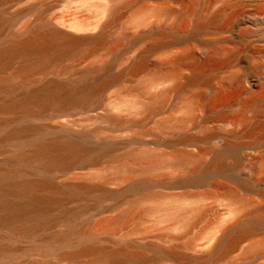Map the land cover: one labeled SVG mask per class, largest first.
<instances>
[{"label":"rangeland","instance_id":"1","mask_svg":"<svg viewBox=\"0 0 264 264\" xmlns=\"http://www.w3.org/2000/svg\"><path fill=\"white\" fill-rule=\"evenodd\" d=\"M161 6L166 9L157 12ZM12 10H28L17 26L39 15L40 21L80 34L105 33L79 59L67 76L71 81L80 79L81 68L91 67L94 78L108 69H130L142 58L145 67L177 64L182 70L179 80L169 76L146 89V98L174 89L150 117L132 102L137 79L132 74L128 86L114 84L91 105L61 117L92 142H100L101 134L107 148L140 153L137 169L113 182L90 176L106 159L60 176L92 180L106 191L89 195L93 209L76 229L126 213L120 225L94 238L87 232L78 242L132 250L143 256L138 264H264V0H16ZM195 73L202 78L193 81ZM196 94L189 105L185 98ZM169 116L185 121L161 132ZM176 155L195 161L178 168L169 161ZM161 161L167 163L142 168ZM187 218L193 224L184 223ZM54 256L32 249L19 261L61 264ZM104 262L110 264H97Z\"/></svg>","mask_w":264,"mask_h":264},{"label":"bare ground","instance_id":"2","mask_svg":"<svg viewBox=\"0 0 264 264\" xmlns=\"http://www.w3.org/2000/svg\"><path fill=\"white\" fill-rule=\"evenodd\" d=\"M15 2L0 0V230L5 229L0 237V264H25L19 260L32 249L40 254L54 253L55 262L61 264H97L104 260L110 264H138L143 256L132 250L78 242L87 232L94 238L120 225L126 213L94 227L76 229L79 219L93 209L87 202L89 195L101 189L103 196L106 191L92 180H61L60 176L106 159L108 163L90 176L113 182L137 169L139 164L134 160L140 153L123 154L107 148L101 134H97L100 142H92L85 133L67 128L61 117L69 109L85 108L84 104L89 105L114 84L128 86L131 74L137 76L129 92L132 102L150 117L169 101L174 89H163L150 98L144 97L146 89L169 76L179 80L182 70L177 64L145 67L142 58L130 69H108L94 78L91 67L81 68L80 79L71 81L67 76L77 68L79 59L94 51L95 45L106 38L105 33L80 34L40 21L39 15L17 26L28 10H12ZM165 9L161 6L157 12ZM145 69L149 70L147 74L139 77ZM202 76L195 73L192 79L197 81ZM182 86L176 85L178 89ZM198 95L185 99L192 105ZM183 121L166 117L160 131L181 127ZM193 158L176 155L169 161L180 168L189 160L195 161ZM166 163L143 164L142 168L150 170ZM183 222L191 225L194 221L187 218ZM77 232V237H72ZM25 240L32 244H22Z\"/></svg>","mask_w":264,"mask_h":264}]
</instances>
